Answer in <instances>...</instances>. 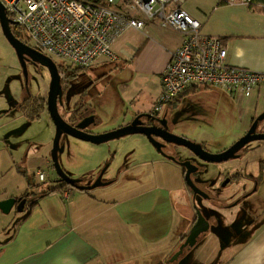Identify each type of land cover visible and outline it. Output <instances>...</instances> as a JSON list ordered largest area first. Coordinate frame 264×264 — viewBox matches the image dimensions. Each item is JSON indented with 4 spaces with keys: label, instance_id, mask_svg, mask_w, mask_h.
<instances>
[{
    "label": "crops",
    "instance_id": "1",
    "mask_svg": "<svg viewBox=\"0 0 264 264\" xmlns=\"http://www.w3.org/2000/svg\"><path fill=\"white\" fill-rule=\"evenodd\" d=\"M182 9L199 22L204 35L223 39L230 66L264 73V5L184 0ZM185 38L179 31L147 21L146 30H129L116 41L113 46L115 61L101 60L89 68L102 72L96 77L97 82L110 77L118 80L115 87L117 95L111 97L112 105L107 110L116 123L103 132L127 125L133 117L128 110L135 102L138 111L155 107L162 93L163 72ZM93 88L94 83L88 91ZM186 93L183 97L193 94L192 88ZM88 94L85 92L82 96L86 110L88 103L95 99ZM144 96H148V103L140 101ZM246 99L244 105H250L254 110L250 116L253 121L264 113V86L256 88ZM10 108L3 111L4 107L0 105L3 114L20 113L19 117L25 118L16 102ZM137 140L141 145L139 150L130 151L125 158L124 152L114 155L112 164L116 161L118 174H111L105 180L111 182L109 185L91 191H80L70 186L53 190L54 186L42 196L48 190L40 191V194L36 192L40 198L29 213L18 218L16 215V220L20 221L16 222L12 236L5 241L0 240V264L191 262L195 247L176 257L180 241L194 217L190 211L183 168L156 154L144 136L138 135ZM105 160H91L85 169H81L78 175L81 177L78 178L84 180V186L93 184L100 171L98 164ZM27 170L24 174L28 181L26 185L34 186ZM45 170L40 167L34 169V180L40 173H46ZM221 227L219 225L217 229L225 232V223ZM240 231L237 249L226 255L221 264H264V225L246 227L243 224ZM190 264L206 263L203 256L194 254Z\"/></svg>",
    "mask_w": 264,
    "mask_h": 264
},
{
    "label": "rangeland",
    "instance_id": "2",
    "mask_svg": "<svg viewBox=\"0 0 264 264\" xmlns=\"http://www.w3.org/2000/svg\"><path fill=\"white\" fill-rule=\"evenodd\" d=\"M22 37L24 41L30 44L31 41L25 32H22ZM52 60L58 66L61 76L71 74L72 70L77 71L75 73L77 77L70 82V90L68 91L72 100L66 106L65 111L68 112L67 109L72 110L75 101L80 95L82 97L85 92L89 93L88 95L90 96L93 95L92 98L94 97L95 99L93 98L94 100L88 103L87 110L96 112L92 115L95 116L97 121H95L96 125H93L95 127H92L91 130L96 134L105 133L103 129L116 123L115 119L112 120L110 118L111 114L107 110L108 106L112 105L110 103L113 101L111 97L117 95V90L115 89L117 78L110 77L104 82H97L96 77L102 73L100 70L95 71L93 68L88 70L74 69L57 59ZM67 68L72 69L68 70ZM27 71L28 79L25 78L18 57L5 39L0 26V105L4 107L3 111L11 109L10 107H13L15 102L16 105L23 103L26 98H37L39 103L42 100L41 98H48L51 84L49 70L42 65L28 63ZM92 83H94V88L88 91ZM192 93L183 97L179 103L172 107L174 120L172 130L175 135L202 144L211 153H218L230 148L250 128L252 122L250 116L253 115L254 110L250 105H244L245 100H248L244 96L233 98L219 90L214 89L212 91L204 88H192ZM148 100V96H144L140 101L148 103ZM116 106H118V101ZM138 108L137 103H133L128 110L129 115L133 116L138 111ZM41 114L42 117L40 116V119L30 121L24 117H19L20 113L15 115L11 112L6 115L0 110V202L7 199H20L29 192L34 194L39 192L40 194V191L48 190L57 185L55 181L58 179V175L52 163L53 141L56 129L47 109ZM259 131L264 133V122L260 124ZM137 138L138 135H130L120 140L95 145L63 135L61 145H64L65 149L58 156L59 164L68 176L80 179L78 177L81 176L78 175L81 173V169H85L87 164L91 163V160L101 161L106 159L103 164L102 162L98 164L100 170L98 176L109 165L110 169L108 168L109 170L105 172L103 177V181H105L111 174H113L111 176L118 174L116 161L112 164L116 153L121 155L124 152L125 158L130 151L140 149L141 145ZM170 146H175L177 149L178 161L180 162H184L188 157H191L190 159L194 157L186 148L173 144H167L166 148ZM248 148L250 150L241 152V156L238 159H231L218 164H205L206 166L202 168L204 171L201 172L200 176L204 174L202 180H208L209 182L213 178L218 182V180H223L230 173L240 172L236 178L240 181L239 184H237L238 181H234L233 184L226 188L220 187L217 183L213 189L209 185L208 191L211 194H222V197H225L233 191H239L244 186H241L242 181L247 184L244 181V175L246 174L258 178H260L259 175L264 177V141L253 142L246 147V149ZM151 149L159 155L152 146ZM194 159L197 160L195 157ZM197 162L201 163L202 161L198 160ZM38 167L46 169L47 174L44 173L46 182H43L40 177L36 180L32 177L35 172L33 170ZM26 170L31 173L30 181L32 180L34 186L26 185V183L28 184V181H26L27 177L24 176ZM97 178L93 180V184ZM36 184L39 186L36 187ZM261 186L264 188V182L261 183ZM202 187L206 189V186ZM263 188L260 194H253L243 204L245 210L255 206V210L250 211L251 217L257 218L259 223L264 222ZM188 195L191 202L190 211H193L194 214L196 208H200L203 201L200 198L192 201V196L189 192ZM259 196L260 198H258ZM16 215L15 210H12L10 214H5L0 210L1 241H5L14 233L17 222ZM222 216L224 218L223 223L228 228V233L226 232L222 236L215 234L217 233L215 227H212L209 233L195 246V253L191 255V262L193 255L199 254L204 257L206 264H221L226 255L233 254L237 249L239 243L233 242L235 232L231 234L229 228L238 221L228 219L226 214ZM244 223L248 224L249 222L245 221ZM260 225H264V223ZM257 230H254L249 236ZM182 233L184 234V231ZM226 235L227 237L223 238ZM182 242L184 240L180 241V243ZM191 262H188V264Z\"/></svg>",
    "mask_w": 264,
    "mask_h": 264
},
{
    "label": "built area",
    "instance_id": "3",
    "mask_svg": "<svg viewBox=\"0 0 264 264\" xmlns=\"http://www.w3.org/2000/svg\"><path fill=\"white\" fill-rule=\"evenodd\" d=\"M253 0H221L252 5ZM14 26L30 45L70 67L86 70L101 60L117 59L113 46L129 30H146L158 22L185 35L162 76V93L154 107L160 113L194 87L219 90L228 96L251 97L264 86V73L227 63L223 39L206 36L201 25L182 9L184 0H0ZM29 44V43H28ZM45 181V175L39 174Z\"/></svg>",
    "mask_w": 264,
    "mask_h": 264
},
{
    "label": "water",
    "instance_id": "4",
    "mask_svg": "<svg viewBox=\"0 0 264 264\" xmlns=\"http://www.w3.org/2000/svg\"><path fill=\"white\" fill-rule=\"evenodd\" d=\"M0 26L5 39L14 49L16 56L18 57L20 66L26 79H28V63L42 65L46 67L50 72L51 84L47 98V111L56 129V135L53 141L52 163L59 177V181L67 186L80 191H91L98 187L109 185L111 182L103 181L104 174L105 172H107L109 165L99 174L95 183L91 185L84 186L83 179H76L68 176L62 170L58 158L59 154L63 153L65 149V146L61 145V138L63 137V135H67L83 142H88L95 145H101L110 141L120 140L130 135H142L148 140V142L157 151V153L166 156L163 150V145L157 140V138H160L167 144H173L186 148L199 160L205 163L212 164L223 163L231 159H238L240 157L239 153L249 144L256 141H264V133H257L259 125L264 122V113H262L258 118L255 119L247 134H245L242 138L235 142L230 148L218 153H211L207 151L202 144L177 136L166 130H164L162 134L154 132V127L144 124V122H142L141 120L142 116L150 118L151 116L149 115L146 116L141 114L137 116L130 124L101 134H96L91 130L92 127H95L93 125H96L95 116L93 115L91 117H86L81 121V123L73 126L64 119L59 110L58 102L62 98L63 90L62 76L58 66L50 57L46 56L27 42H24L23 40L15 36L12 29L14 23L9 19L6 9L1 2ZM169 159L185 169L184 172L188 184L193 182L191 179V175L198 171V168L192 163L191 160L180 162L174 156L169 157ZM193 187L195 189L194 183ZM18 201H20L18 206V213H23V205L26 203V199L4 200L0 202V210L5 214H10ZM197 209L198 219L191 228L185 243L181 246V252H183V250L186 248H194L200 242L199 240L206 234H208L212 228L210 222L200 212V209ZM179 254L180 252L176 255V257Z\"/></svg>",
    "mask_w": 264,
    "mask_h": 264
},
{
    "label": "flooded vegetation",
    "instance_id": "5",
    "mask_svg": "<svg viewBox=\"0 0 264 264\" xmlns=\"http://www.w3.org/2000/svg\"><path fill=\"white\" fill-rule=\"evenodd\" d=\"M76 77H77V75H76ZM76 77H72L69 75H63L62 76L63 95H62V98L58 102L61 115L64 117V119L66 121H68L73 126H76L79 123H81V121L83 119H85L86 117L92 116V114H90L87 110H85L86 106L84 104V100H83V97H81V95L73 104L72 110L67 109L68 112L65 111L66 106H68L70 100H72V98L69 97V91H68V90H70L69 89L70 88V82L72 79H74ZM41 99H42V101H44V106L47 109V98L46 99L41 98ZM173 106L174 105L168 106V107L164 108L160 113H157V114L154 113V107H151V109H149V110L137 111L133 115L131 120L128 122V124H130L137 116H139L141 114L146 115V116L149 115V116H151L150 118H146V117L142 116L141 120H142V122H144V124H147L149 126L154 127V132H156L158 134H162L163 131L166 130V131H169L170 133H173V130H172V127L174 125L173 112H172ZM17 107H19V104L17 105ZM83 108H84V110H83ZM258 117H256V118H258ZM256 118L253 119L251 126L253 125ZM95 121H96V119H95ZM251 126H250V128H251ZM249 129L247 130V132L249 131ZM247 132L245 134H247ZM257 133H261L259 131V127H258ZM157 140L163 145V150H164L167 157L163 156L161 154H159V155H161L163 158H165L167 160H170L169 157L174 156L178 160L177 149L175 148V146H170V147L166 148L167 143L165 141H163L160 138H157ZM256 142H258V141H256ZM167 149H170V150H167ZM249 150H250L249 148L248 149L245 148L241 152H243V151L245 152V151H249ZM241 152L239 153V156H241L240 155ZM192 156H194V155H192ZM194 157L192 159H190L191 157H188L187 160H191L192 163L198 168V171H196L195 173H193L191 175V179L193 182H191L189 184L186 181L185 172H184V180H185L186 189L190 193V195L192 196V201L196 200L198 198H200L203 201L201 204V207L199 208L200 212L210 222L211 227H215V230L218 233V235L222 236V234L227 232V228H226L225 232H222V230L217 229V227H219V225H220V227H221V225H223V221H222L223 217L221 216L223 214H226L227 218H229L230 220H237L238 221L236 224H234V226L229 228V232L231 234H233L235 232V235H234L235 238H234L233 242L239 241V237L241 235L240 230H241V227L243 226V224H244V226L249 227V225H251V224L254 226L255 225L261 226L259 224L264 223V222L259 223L257 218L251 217L252 214L250 211L255 210L254 205H253L254 207H252L251 209H246V210H245V207L243 206V204L246 202L247 198H249L253 194H256V193L260 194L261 193L262 188H263L261 186V183L264 182L263 176L259 175L260 178H258V177H255L253 175L249 176L246 174V175H244V177H245L244 181H246L247 184H245L242 181L241 186H243V185L244 186L242 188H240L239 191L238 190L233 191L231 194H229L225 197L224 196L222 197V194L213 195V194H211V192L208 191L209 185L213 189L217 183L220 185V187H226V188L229 185L233 184L234 181H238L237 184H239L240 181L237 180L236 178L239 176L240 172H235L233 174L230 173L223 180H220V181L218 180V182H216V180L214 178L211 180V182H209L208 180H202V178L204 177L203 176L204 174H202L201 176H200V174L202 171H204V170H202V168H204V166H206L205 164H207V163L204 162V164L201 165V163L203 161L201 163H198L197 161L199 159L197 157H195V158H197V160H196V159H194ZM184 170L185 169H183V171ZM45 178H46V176H45ZM58 181H59V177L55 181V182H57V185L55 186L54 189L58 190L62 186L63 187L67 186L64 183H62L60 181L58 182ZM193 183L195 185V189L193 187ZM245 185H248V186H245ZM202 186H206L207 190L204 189ZM263 190H264V188H263ZM40 196H42V194ZM40 196L38 195V193L34 194V193L29 192L27 195L20 198V199H26V203L23 205V208H24L23 213H18V206H19L20 201H18L15 204L13 210L16 211L17 218L19 216H23V215L29 213L28 211L31 210V208L37 202V200L40 198ZM262 197H264V196H262ZM258 198H260V196ZM260 201H262V200H260ZM197 211H198V209L196 208V211L194 212V218L192 219L193 220L192 225L190 226V228H189L188 232L185 234V236L182 237L183 239L181 241L184 240V242L181 243L180 248L185 243L186 238L189 235L191 228L193 227V225L196 223V221L198 219ZM242 211H244V212L242 213ZM228 212H229V214H228ZM247 215H249V217H247ZM19 221L20 220H17V222H19ZM245 221L249 222V223L245 224L244 223ZM237 228H239V229H237ZM226 237H227V235L223 236V238H226ZM185 251H186V249H184L183 252H181V250H180L179 255L182 256L185 253Z\"/></svg>",
    "mask_w": 264,
    "mask_h": 264
},
{
    "label": "trees",
    "instance_id": "6",
    "mask_svg": "<svg viewBox=\"0 0 264 264\" xmlns=\"http://www.w3.org/2000/svg\"><path fill=\"white\" fill-rule=\"evenodd\" d=\"M255 4L264 5V0H253L252 6H255ZM12 29H13L15 36H17L18 38H20L21 40L24 41V39L22 37L23 31L21 29L15 27V26H13ZM24 42H26V41H24ZM67 69L71 70L72 68H67ZM72 71L73 72L71 74H69V76L76 77L75 73H77V71H74V70H72ZM194 88H201V87H194ZM204 89L210 90L209 88H204ZM186 94L187 93L184 92L178 98H176L173 102H171L169 105L172 106V105L179 103L180 100L183 98V96ZM19 107L21 108L22 112L25 114V118L27 120H30V121H35L37 119H40V116H42L41 113H43L46 110V107L44 106V101L40 100V103H39L37 98H32V97L24 99L23 103L19 104ZM54 190H56V189H54ZM49 191L50 190H48L46 193H43L42 195H46ZM191 249H193V248H186V251H189Z\"/></svg>",
    "mask_w": 264,
    "mask_h": 264
}]
</instances>
